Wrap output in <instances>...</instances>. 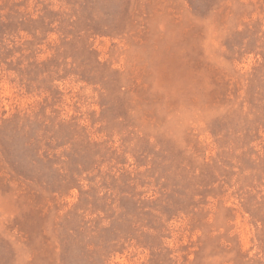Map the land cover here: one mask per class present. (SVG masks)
I'll return each mask as SVG.
<instances>
[{"label": "rangeland", "instance_id": "374dc122", "mask_svg": "<svg viewBox=\"0 0 264 264\" xmlns=\"http://www.w3.org/2000/svg\"><path fill=\"white\" fill-rule=\"evenodd\" d=\"M0 264H264V0H0Z\"/></svg>", "mask_w": 264, "mask_h": 264}]
</instances>
